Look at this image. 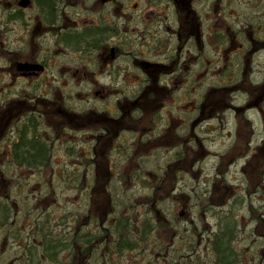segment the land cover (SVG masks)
<instances>
[{"label": "flooded vegetation", "instance_id": "1", "mask_svg": "<svg viewBox=\"0 0 264 264\" xmlns=\"http://www.w3.org/2000/svg\"><path fill=\"white\" fill-rule=\"evenodd\" d=\"M205 86L233 91L207 109ZM256 86H264V0H0V165L37 171L30 181L41 182L38 191L83 176L146 183L156 196L154 182L189 172L200 180L208 163L207 188L182 196L199 197L201 208L212 201L214 221L210 234H196V225L184 258L264 264V90ZM220 144L228 147L219 152ZM85 165L83 174L70 168ZM48 166L63 168L48 175ZM2 169L0 227L10 236L14 179ZM38 221L49 224L39 229ZM107 224L105 214L98 228H79L67 262L106 264ZM61 226L30 222L17 246L27 247L36 229L49 242ZM41 246L23 257H45L50 247Z\"/></svg>", "mask_w": 264, "mask_h": 264}, {"label": "rangeland", "instance_id": "2", "mask_svg": "<svg viewBox=\"0 0 264 264\" xmlns=\"http://www.w3.org/2000/svg\"><path fill=\"white\" fill-rule=\"evenodd\" d=\"M228 87L230 89H227ZM228 87L226 90L221 89L218 92H212V87L210 86L204 87V99L207 100L208 98L207 109L214 107L217 97H222L224 94L229 95L233 91V86ZM260 89L264 90V86L260 87ZM260 89L258 88L255 93H258ZM250 92L252 94L251 97H254L255 93L252 89H250ZM189 103L191 105H189L188 109L191 111L195 102L189 101ZM210 147H212V144H210ZM219 149H222L219 152L225 150L221 144ZM64 153L65 150H58L56 155L62 157ZM189 155L190 168L194 152H190ZM209 167L208 163L203 164L205 170L204 178L200 176V180L193 177L192 172H189L190 179L180 177L178 181L172 179L169 181H156L153 184L151 182L150 186L152 184V187L161 193L152 196L151 192L142 189L146 188V183H140V188H135V183L132 181L121 183L104 181L100 178L90 179L88 177L84 179L83 176L70 183L72 186H69L68 182L65 181L54 180L49 182V184L42 182L43 185L39 192L37 185L41 182H38V180L30 181L35 179L37 171L0 165V169L3 168L2 171L10 170L11 178L14 179L10 185V196L6 199L9 201L7 202V211L10 212L12 221L10 224H16L14 232L10 231V236L9 232H3V228L6 227H0V264H67L68 259L72 255V251H68V249L73 243L81 239L82 230L79 228H98L101 220H104L105 214H107L108 228H116V225L119 226V221L128 224L130 222L126 228H116L114 234H108L109 232L106 230L104 236V239H106V254L110 255L116 264H146L150 261L156 262L161 255H166L170 260H182L184 264V260H187L188 264H203L198 254L194 255L192 259L184 258V243L187 237L195 234L193 230H195L196 225L199 228L196 234H200L202 228L206 234H210L209 227L214 221L212 213L215 212L212 210L213 203L212 201H206L204 207L201 208L202 201H200L199 197L193 195L182 196V194L191 193L192 188L198 190L206 189L208 184L206 179L210 178V171H207ZM58 168H63V166H53L52 169L48 166L41 171L49 175L52 170L55 171ZM70 168H74L75 173L78 174L87 173V165ZM262 168L263 166L261 165L253 168L252 178L255 176L256 169L259 171ZM22 178L27 180H22ZM3 185L5 183L0 184V186ZM116 192L118 193L117 195L115 194ZM207 204L210 205L208 208ZM2 207L3 205L1 204L0 214H2ZM22 207L26 209L22 210ZM27 209L32 210L35 220L25 218ZM184 209L185 213L182 214ZM63 211L70 212L64 213ZM44 212H50V215L48 216ZM63 214H66V216ZM238 215L239 217L241 215L247 217L245 212L238 213ZM44 218L50 220L56 228L62 225L61 227L65 229H57L56 233L53 234L55 238L49 242L45 241L36 229L30 235L27 247L17 246L16 235H18L20 228L28 229L30 222L38 219L43 220ZM18 222H20V228L16 230ZM38 222L40 223H38L40 225L39 229L49 224L48 221ZM184 222L187 223V226ZM67 223L72 224L73 227H66ZM240 224L242 226L244 220ZM67 233L72 234V236L69 237ZM120 234L126 240L131 238L136 249L124 250L119 248L115 251L114 247H117L116 242ZM206 234L204 235L205 238H207ZM23 237L27 238L28 235L23 234ZM65 237L69 238L63 240ZM99 239L100 237H97V240ZM199 241L200 237L195 236L194 246ZM62 242H65V244L55 246L57 250L53 248L54 246H51ZM240 242L241 249L249 247L242 240ZM40 244H42L41 247L44 249L50 247L49 250L44 251L45 257L38 253L36 256L33 255L32 260L23 257L31 245ZM205 244L206 241L203 238L199 248L204 249ZM233 246L236 248V244H233ZM211 247L212 245L209 244L208 248L211 249ZM50 251H53V254L49 255ZM204 264H212V261H205Z\"/></svg>", "mask_w": 264, "mask_h": 264}, {"label": "trees", "instance_id": "3", "mask_svg": "<svg viewBox=\"0 0 264 264\" xmlns=\"http://www.w3.org/2000/svg\"><path fill=\"white\" fill-rule=\"evenodd\" d=\"M130 224V222H129ZM128 223H123L122 221H119V226L116 225V228H126L128 225ZM115 227L113 228H108L107 227V231L109 232L108 234H114L115 233ZM122 234V233H121ZM121 234L118 236V240L116 242V246L117 247H114L115 251L118 250L119 248L120 249H124V250H135L136 247L133 245V242H132V239H124ZM95 237V236H93ZM185 261V264H188L187 260H184ZM72 259L67 262V264H72ZM229 262L228 261H221V264H228ZM106 264H116V262L112 259V257H110V255H107V263ZM146 264H184L182 263V260H175V259H169L166 255H161L160 258H158V260L156 262H148Z\"/></svg>", "mask_w": 264, "mask_h": 264}]
</instances>
